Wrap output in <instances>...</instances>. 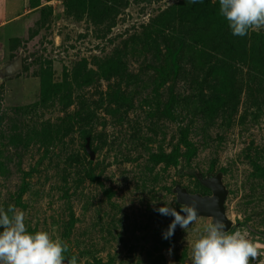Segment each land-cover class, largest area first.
I'll return each instance as SVG.
<instances>
[{"label":"rangeland","instance_id":"374dc122","mask_svg":"<svg viewBox=\"0 0 264 264\" xmlns=\"http://www.w3.org/2000/svg\"><path fill=\"white\" fill-rule=\"evenodd\" d=\"M218 173L264 264V27L232 35L219 0H0V207L29 233L77 264H190L211 218L165 240L154 208Z\"/></svg>","mask_w":264,"mask_h":264},{"label":"clouds","instance_id":"9594fccd","mask_svg":"<svg viewBox=\"0 0 264 264\" xmlns=\"http://www.w3.org/2000/svg\"><path fill=\"white\" fill-rule=\"evenodd\" d=\"M189 2L195 4L202 0ZM219 12L234 36L244 37L250 29L264 27V0H219ZM154 210L173 218L162 233L165 240L174 235L177 225L187 233L198 220L194 202L180 204V211L167 202ZM187 244L191 248L190 264H250V259L255 261L259 255V246L246 233L240 229L225 230L222 219L214 218L205 225L195 242L187 241ZM68 250L66 241L54 240L46 231L29 233L25 213L14 204L7 209L0 207V264H77L75 256L66 259L64 253ZM171 252L169 248L168 254Z\"/></svg>","mask_w":264,"mask_h":264},{"label":"water","instance_id":"95a60500","mask_svg":"<svg viewBox=\"0 0 264 264\" xmlns=\"http://www.w3.org/2000/svg\"><path fill=\"white\" fill-rule=\"evenodd\" d=\"M86 152L89 157L93 158V153L86 147ZM198 182L207 190L210 195L190 194L184 188L176 185L173 189L175 193L176 202L178 204L195 203L198 209V217H207L213 219H222L225 224V230H230L232 222L227 218L225 213V200L227 197V190L222 183L221 174L214 176L201 177L198 176ZM183 215V213H181Z\"/></svg>","mask_w":264,"mask_h":264},{"label":"trees","instance_id":"16d2710c","mask_svg":"<svg viewBox=\"0 0 264 264\" xmlns=\"http://www.w3.org/2000/svg\"><path fill=\"white\" fill-rule=\"evenodd\" d=\"M192 154H193V150H190L188 153H187V155H185V161H187L191 156H192Z\"/></svg>","mask_w":264,"mask_h":264}]
</instances>
